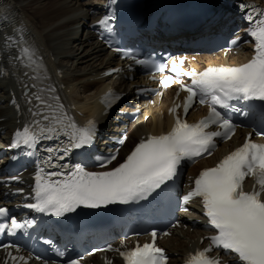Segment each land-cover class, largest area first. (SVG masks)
Masks as SVG:
<instances>
[{"label":"snow or ice","instance_id":"1","mask_svg":"<svg viewBox=\"0 0 264 264\" xmlns=\"http://www.w3.org/2000/svg\"><path fill=\"white\" fill-rule=\"evenodd\" d=\"M238 7L246 13L244 19L249 24L246 34L255 41L254 55L246 63L239 66L208 67L202 72L193 70L187 73L179 66L184 63L182 59L179 65L175 60L171 64V71L177 76L191 77L190 84L181 83L180 86V91L187 92L183 104L185 116L199 97L200 104H209L205 117L196 123H188L177 114L170 131L141 139L122 163L108 171H86L81 164L72 166L67 174L62 171L45 173L43 168L38 169L34 187L36 202L26 207L61 217L65 213L75 212L81 205L99 208L117 202L126 204L146 199L178 176L182 161L205 153L211 155L217 137L230 139L237 125L230 118H225L217 110V105L229 108L228 102L233 99L264 102V9L246 3ZM4 18L7 19V16ZM113 19L114 13H110L98 23L111 31L109 21ZM24 31L22 27L16 30L18 39L13 35H5L4 43L7 47H19V55L10 58V62L17 60L25 68L39 73L43 69L42 60L38 57V50L24 39ZM238 40L239 37L233 43ZM132 59L137 64H149L148 60H138L135 56ZM162 67L167 68L168 65ZM156 70H161V66H157ZM38 79V75L33 77L34 81ZM172 82L173 76H165L161 81L165 87ZM24 87L27 88V85ZM32 87L36 88L37 84L33 83ZM29 95L34 96L39 105L36 111L29 108L32 122L15 132L11 147L19 148L23 145L35 150L40 141L58 139L61 133L66 134V146L47 150L49 160L45 163H49L53 159V152L62 151L67 155L73 149H81L94 143L98 131L94 119L84 126H78L58 102L59 97H53L57 103L50 104L39 93L26 92V98ZM120 98V94L109 91L103 102L110 109ZM28 102L31 104L32 100L29 99ZM179 107L174 105L170 111L176 113ZM235 111L239 112L240 109ZM210 125H217L221 130L206 131ZM250 136L251 134L240 147L224 156L214 167L200 171L195 178L194 187L183 196L185 203L194 197L202 199L207 222L216 230L215 235L208 237L211 241L209 246L189 253L185 264H222L219 257L209 255L213 248L235 254L239 264H264V143L253 142ZM117 154L97 159L103 167L116 160ZM59 158L63 159V156ZM247 177L255 178L250 191H246L243 186ZM7 214V209L0 208V216L7 217ZM35 223V220L19 222L12 216L9 222L0 224V232L13 235L17 230H26ZM151 236V243H144L142 246L137 243L135 247L123 251L117 249L124 264H168L164 249L155 245L157 232L153 230ZM4 247L7 248L8 245ZM58 255L63 256L64 253ZM12 259L16 260L17 257ZM69 264H78V261L70 260Z\"/></svg>","mask_w":264,"mask_h":264},{"label":"bare ground","instance_id":"2","mask_svg":"<svg viewBox=\"0 0 264 264\" xmlns=\"http://www.w3.org/2000/svg\"><path fill=\"white\" fill-rule=\"evenodd\" d=\"M3 7L4 11L0 13V62L4 63L5 68L0 77V117L5 119L0 122V144L15 126V116L20 110H24L22 103L10 99L14 98L11 93L21 91L19 83L27 78L24 75L26 70L21 68L19 61L10 62V58L19 55V47H7L4 43L5 35H13L18 39L17 28H24V39L38 50V55L51 76L65 85L63 92L68 93L69 90L70 97L79 104V112L96 107L91 99L92 93L100 88L102 81L94 82L93 78L109 67L108 64L113 60L84 23V19H91L99 13L96 6L80 0H3ZM5 15L7 19L3 18ZM77 27H82L78 38L77 34H73ZM6 65L11 71L8 75ZM11 101L13 103L9 105ZM13 105H19L20 110H13ZM147 114L149 118L145 122L140 119L130 125V140L146 133L151 126L161 123L152 113ZM185 236L186 233H180V237L173 240L180 239L179 245H171V249L178 254L176 261L192 247Z\"/></svg>","mask_w":264,"mask_h":264},{"label":"rangeland","instance_id":"3","mask_svg":"<svg viewBox=\"0 0 264 264\" xmlns=\"http://www.w3.org/2000/svg\"><path fill=\"white\" fill-rule=\"evenodd\" d=\"M89 1H92V0H84V2H89ZM34 19L36 20V17H34Z\"/></svg>","mask_w":264,"mask_h":264}]
</instances>
